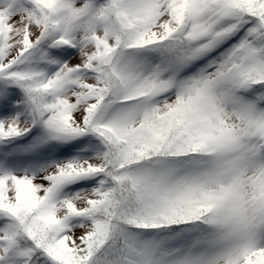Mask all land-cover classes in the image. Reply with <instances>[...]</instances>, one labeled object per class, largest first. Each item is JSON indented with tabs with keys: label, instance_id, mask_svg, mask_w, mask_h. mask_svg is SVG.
<instances>
[{
	"label": "snow or ice",
	"instance_id": "obj_1",
	"mask_svg": "<svg viewBox=\"0 0 264 264\" xmlns=\"http://www.w3.org/2000/svg\"><path fill=\"white\" fill-rule=\"evenodd\" d=\"M0 264H264V0H0Z\"/></svg>",
	"mask_w": 264,
	"mask_h": 264
}]
</instances>
